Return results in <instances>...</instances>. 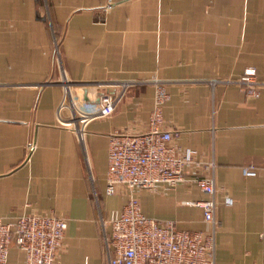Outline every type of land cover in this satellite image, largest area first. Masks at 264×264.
Listing matches in <instances>:
<instances>
[{
    "label": "crops",
    "instance_id": "crops-1",
    "mask_svg": "<svg viewBox=\"0 0 264 264\" xmlns=\"http://www.w3.org/2000/svg\"><path fill=\"white\" fill-rule=\"evenodd\" d=\"M250 67L258 95L234 81ZM158 84L174 144L215 179L216 264L229 251L264 264V0H0V215L66 217L59 263L108 264L102 220L128 199L106 192L110 135L148 128ZM104 91L122 95L81 139L66 122ZM138 195L148 216L211 228L183 203L209 198L194 183Z\"/></svg>",
    "mask_w": 264,
    "mask_h": 264
},
{
    "label": "built area",
    "instance_id": "built-area-1",
    "mask_svg": "<svg viewBox=\"0 0 264 264\" xmlns=\"http://www.w3.org/2000/svg\"><path fill=\"white\" fill-rule=\"evenodd\" d=\"M234 81L248 94L258 95L260 81L255 68H247ZM130 84L129 81L120 83L122 90ZM120 95L122 92L114 96L104 91L91 111L74 110L73 118L66 125L83 139L85 125L111 114ZM168 97L164 86L158 84L148 128L110 135L106 192L113 195L118 186H123L128 190V199L121 210H112L102 220L108 264H216L219 222L215 179L202 174L203 162L195 158L192 150L182 152L174 144L175 132L165 127L163 116ZM255 171L253 166L245 167L246 174ZM183 182L194 183L209 195L207 200L183 203L200 206L210 229H181L172 220L162 221L143 212L140 190L172 188ZM226 202H230L229 198ZM67 227V218L55 214H23L13 220H5L0 215V264H7L13 247L24 254V264H60L59 251Z\"/></svg>",
    "mask_w": 264,
    "mask_h": 264
},
{
    "label": "rangeland",
    "instance_id": "rangeland-1",
    "mask_svg": "<svg viewBox=\"0 0 264 264\" xmlns=\"http://www.w3.org/2000/svg\"><path fill=\"white\" fill-rule=\"evenodd\" d=\"M55 56L61 59L60 50L55 51ZM230 253L224 252L223 260L227 264H260L259 259L254 257H247L244 254L238 252H231Z\"/></svg>",
    "mask_w": 264,
    "mask_h": 264
}]
</instances>
